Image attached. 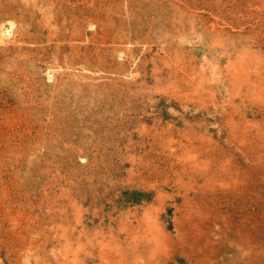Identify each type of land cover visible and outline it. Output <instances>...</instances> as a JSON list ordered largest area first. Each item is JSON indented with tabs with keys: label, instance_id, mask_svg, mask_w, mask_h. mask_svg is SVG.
<instances>
[{
	"label": "rangeland",
	"instance_id": "obj_1",
	"mask_svg": "<svg viewBox=\"0 0 264 264\" xmlns=\"http://www.w3.org/2000/svg\"><path fill=\"white\" fill-rule=\"evenodd\" d=\"M0 264H264V0H0Z\"/></svg>",
	"mask_w": 264,
	"mask_h": 264
}]
</instances>
